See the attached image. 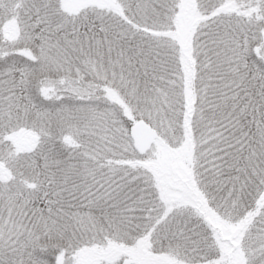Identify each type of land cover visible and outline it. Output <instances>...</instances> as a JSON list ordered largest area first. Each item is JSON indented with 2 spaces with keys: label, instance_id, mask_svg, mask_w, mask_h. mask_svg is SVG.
I'll list each match as a JSON object with an SVG mask.
<instances>
[{
  "label": "snow or ice",
  "instance_id": "snow-or-ice-1",
  "mask_svg": "<svg viewBox=\"0 0 264 264\" xmlns=\"http://www.w3.org/2000/svg\"><path fill=\"white\" fill-rule=\"evenodd\" d=\"M0 264H264V0H0Z\"/></svg>",
  "mask_w": 264,
  "mask_h": 264
}]
</instances>
